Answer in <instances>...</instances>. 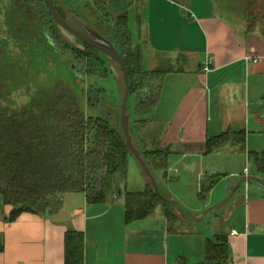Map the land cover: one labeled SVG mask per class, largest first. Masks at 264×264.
Returning <instances> with one entry per match:
<instances>
[{"label":"crops","instance_id":"0c3cea01","mask_svg":"<svg viewBox=\"0 0 264 264\" xmlns=\"http://www.w3.org/2000/svg\"><path fill=\"white\" fill-rule=\"evenodd\" d=\"M125 2V10L114 16L127 14L128 27L131 10L139 16L148 70H170L155 73L144 92L157 95L152 109L157 117L164 105L172 108L163 137L154 141L157 147L170 146L176 156L170 170L178 172L183 165L210 182L220 169L210 165L214 154L205 155V145L227 130H245V156L264 151V21L257 26L236 21L216 0ZM209 56L215 64L205 71ZM254 136L258 148L251 149ZM242 190L243 216L228 233L219 228L214 234L190 229L181 218L170 224L163 210L127 221L125 197L120 201L115 193L103 203H90L84 194L81 201L72 200L70 212L60 198L58 208L25 211L13 220V206L5 204L0 207V264H66L70 231L84 235L83 264H264V190L253 185ZM205 201L200 211L208 206ZM216 235L227 241L228 252L223 262L207 263L208 238Z\"/></svg>","mask_w":264,"mask_h":264},{"label":"trees","instance_id":"16d2710c","mask_svg":"<svg viewBox=\"0 0 264 264\" xmlns=\"http://www.w3.org/2000/svg\"><path fill=\"white\" fill-rule=\"evenodd\" d=\"M94 5L104 12L105 0H94ZM12 6V10L5 14L7 27L12 31L16 26H19L18 30L26 28L31 39L40 40V45L47 43L62 54L56 45H65L64 29L50 14L45 0H13ZM114 20L120 48L129 66L131 94L138 95L149 85L146 81L148 76L150 80L156 76L155 73L162 75L170 73V70L145 72L139 78L136 68L144 56L137 48H132L128 15L115 16ZM80 45L72 46L73 50L95 56L87 44L81 42ZM2 74L0 71V80H4ZM156 100L157 95H152L142 101L144 114L152 111ZM146 122L140 120V124L146 125ZM132 132L151 169L167 173L170 150L149 147L145 135L136 126H132ZM230 145L236 151L245 153V130H227L209 138L204 154L218 153ZM248 154L253 157L258 172L264 175V151ZM131 157L122 130L113 126L106 117L87 115L64 86L55 91L41 92L33 104L20 109L4 104L0 93V198L4 204L13 206L12 220L25 211H44L58 203L66 193H83L90 203L106 202L114 193L118 195L120 186L115 178L117 175L127 177ZM223 176L217 173L210 177V185L200 193L203 199L205 190L213 188ZM124 196L127 221L152 215L162 203L170 224L179 219L169 204L155 194L151 184L142 191L126 190ZM227 252L228 244L224 237L216 235L208 238L207 263L223 262ZM83 253L84 235L77 231L68 232L66 264H83Z\"/></svg>","mask_w":264,"mask_h":264},{"label":"rangeland","instance_id":"374dc122","mask_svg":"<svg viewBox=\"0 0 264 264\" xmlns=\"http://www.w3.org/2000/svg\"><path fill=\"white\" fill-rule=\"evenodd\" d=\"M12 1L0 0V71L4 76V80H0L2 102L14 109H20L33 104L40 97L41 92L55 91L57 88L64 86L79 101L87 115L106 117L113 126L122 130L120 113L124 96V79L120 66L115 62H97L96 55L92 57L74 51L72 46H81V42L71 37L65 30L63 33L65 45H56L62 54L53 50L47 43L40 45V40L31 39L26 28L18 30L17 27L19 26H16L12 31L6 26L7 17L5 16L7 12L12 10ZM216 1L222 10L233 16L236 21L244 19L247 23H254L256 26L262 25L264 21V0ZM58 3L69 8L66 14L67 20L73 23L76 28L81 27L80 24L85 22L99 30H107L110 28L109 25L112 26L111 28L116 26L114 25V15L122 13L126 8L125 0H105L104 12L94 5V0H64L62 3L58 0ZM64 8L66 9V7ZM133 12L135 11L132 9L130 12L131 21L128 27L130 37L133 39L132 48H137L143 57L145 55L144 35L143 32L142 35L139 33V16L132 14ZM25 35H27V38ZM110 65L114 67L115 72ZM139 65L135 68L138 70V77L142 78L145 72L149 73L148 65L143 61ZM164 67L166 66L160 68L165 69ZM106 68L109 69L108 72L105 71ZM148 77L146 81H148ZM145 91L144 88L138 95L137 93L131 94L128 108L131 114L132 126L134 128L136 126L137 130L140 128L142 134L148 139L149 147H154V141L159 142L163 137L172 108L169 104L164 105V109L158 113V117L156 116V110L144 114L145 108L142 101L146 98ZM140 120L147 121L146 125L140 124ZM133 138L137 141L134 134ZM256 138V136L251 137L252 141L248 144L249 148H258L255 142ZM213 154L215 156L212 155V157L215 158L211 157L210 165L211 161L215 163L218 166L217 168L220 169V173L224 175L223 177L231 172H236V176L251 173L264 177L263 174L258 172L253 157L249 158L243 153H238L236 148L231 145L227 146L224 152L219 155H217L218 153ZM175 160L176 156L169 155L167 173L155 172V175L163 195L175 197L190 217L202 211L199 209L203 207V201L206 200L207 207H209L222 199L226 193L228 182L235 177L226 176L223 180H219L213 188L207 192L205 190L206 194L203 199L200 193L204 187L207 188L210 185L205 174L199 175V171L196 174H191L185 170L183 165L178 166V172H172L170 167L174 166ZM246 168L248 172H246ZM115 181L123 192L117 195V199L121 201L124 200L126 189L142 190L144 183H147V177L141 171L138 162L131 157L127 177L123 178L121 175H117ZM253 186L256 185L253 184ZM242 188L243 186L236 192L231 201L213 212L212 218L207 217L205 221L198 223L181 219V223L190 224V229L208 230L211 234L217 233L219 228L220 231L228 233L232 223H236L243 216L245 192ZM83 197V193H66L62 195L61 199L62 203H65L66 211L70 212L72 210V200L81 201ZM4 205L0 198V207ZM169 206L174 212V205L169 204ZM58 207L59 202L46 208V212L51 208ZM164 209L162 203L157 207L155 214L161 215V212H165Z\"/></svg>","mask_w":264,"mask_h":264},{"label":"water","instance_id":"95a60500","mask_svg":"<svg viewBox=\"0 0 264 264\" xmlns=\"http://www.w3.org/2000/svg\"><path fill=\"white\" fill-rule=\"evenodd\" d=\"M46 7L48 8L50 14L56 21V23L69 33L72 37H75L82 43L91 45L93 48L104 54L110 60L116 61L122 69L123 79H124V96L122 100L120 121L122 126V132L125 137V143L132 155V157L138 162L141 171L147 177V185L151 184L155 194L160 197L167 204L174 205V212L179 216V218L187 221H193L195 223L205 221L207 217L212 218L213 212L220 209L222 206L231 201L236 192L242 187L247 185H253L260 187L264 190V177L257 174H243L241 176L233 177L226 186V193L217 203L212 206H209L202 210L200 213L190 217L185 208L179 203L175 197H167L161 192L157 177L155 172L149 166L146 158L143 155V150L140 145L134 141L133 132H132V119L131 114L128 108V102L131 95V82L129 76V66L125 62V59L121 55L117 46L114 42L99 33L96 30H87L83 32L76 28L69 20L63 17L56 8V0H45ZM170 149V146H167V150ZM188 164H186L187 166ZM119 195L122 194V189H118Z\"/></svg>","mask_w":264,"mask_h":264},{"label":"flooded vegetation","instance_id":"af4514ba","mask_svg":"<svg viewBox=\"0 0 264 264\" xmlns=\"http://www.w3.org/2000/svg\"><path fill=\"white\" fill-rule=\"evenodd\" d=\"M61 3H62V1L64 2V0H59ZM46 5V4H45ZM64 7H66V9L64 8ZM56 8H57V10L59 11V13L63 16V17H65L66 19H67V16H66V14H67V9H68V11H69V8L67 7V6H64V4L62 5H60L59 3H58V0L56 1ZM48 9V8H47ZM75 9V8H74ZM76 10V9H75ZM77 11V10H76ZM105 17H106V15H105ZM114 22H115V20H114ZM73 24V23H72ZM81 27H78L81 31H83V32H86L88 29L89 30H96V31H98L99 33H101V34H103L104 36H106V37H108V38H110V39H112L114 42H115V45L117 46V48H118V50L120 51V53H121V55L123 56V58H124V55H123V50L120 48V38L117 36V33H118V31H117V28H116V26H113V28H111L112 26H110L109 25V29H107V30H99V29H97L96 27H94V26H91L90 24H88V23H85V22H82L81 24ZM114 25H116L115 23H114ZM114 30V31H112V30ZM110 30H111V32H110ZM73 38H75V37H73ZM85 44V43H84ZM87 46L89 47V48H91L92 49V51L95 53V55L97 56V62H104V61H106V62H115V63H117L116 61H113V60H110L109 58H107L104 54H102L101 52H99L98 50H96L95 48H93L91 45H88L87 44ZM126 62V61H125ZM118 64V63H117ZM119 65V64H118ZM111 67H112V69H113V71H114V67L112 66V65H110ZM120 70H122L121 69V67H120ZM106 72H108L109 71V69L108 68H106V70H105ZM115 72V71H114ZM122 76H123V74H122Z\"/></svg>","mask_w":264,"mask_h":264},{"label":"built area","instance_id":"2783aa9c","mask_svg":"<svg viewBox=\"0 0 264 264\" xmlns=\"http://www.w3.org/2000/svg\"><path fill=\"white\" fill-rule=\"evenodd\" d=\"M214 58L212 56H209L205 62L204 70L210 71L214 66ZM246 172H248V169L246 168Z\"/></svg>","mask_w":264,"mask_h":264}]
</instances>
